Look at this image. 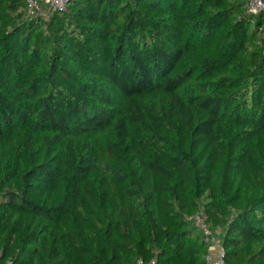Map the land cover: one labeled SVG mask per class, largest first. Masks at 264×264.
<instances>
[{"label": "trees", "instance_id": "trees-1", "mask_svg": "<svg viewBox=\"0 0 264 264\" xmlns=\"http://www.w3.org/2000/svg\"><path fill=\"white\" fill-rule=\"evenodd\" d=\"M264 264V12L244 0H0V264Z\"/></svg>", "mask_w": 264, "mask_h": 264}, {"label": "built area", "instance_id": "built-area-1", "mask_svg": "<svg viewBox=\"0 0 264 264\" xmlns=\"http://www.w3.org/2000/svg\"><path fill=\"white\" fill-rule=\"evenodd\" d=\"M25 12L30 19L48 21L56 10H65L71 0H24ZM244 6L249 15L257 16L264 12V4L261 0H244ZM189 220L201 233L204 242L208 245L205 255V264H225L224 252L221 247L222 230L212 229L207 223L202 210L195 213Z\"/></svg>", "mask_w": 264, "mask_h": 264}, {"label": "water", "instance_id": "water-1", "mask_svg": "<svg viewBox=\"0 0 264 264\" xmlns=\"http://www.w3.org/2000/svg\"><path fill=\"white\" fill-rule=\"evenodd\" d=\"M262 2H263V4H264V0H261Z\"/></svg>", "mask_w": 264, "mask_h": 264}]
</instances>
